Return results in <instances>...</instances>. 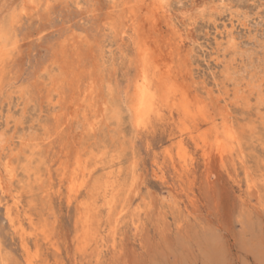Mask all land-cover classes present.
Instances as JSON below:
<instances>
[{"label": "rangeland", "instance_id": "rangeland-1", "mask_svg": "<svg viewBox=\"0 0 264 264\" xmlns=\"http://www.w3.org/2000/svg\"><path fill=\"white\" fill-rule=\"evenodd\" d=\"M168 3L0 0V264H264V0Z\"/></svg>", "mask_w": 264, "mask_h": 264}, {"label": "bare ground", "instance_id": "bare-ground-1", "mask_svg": "<svg viewBox=\"0 0 264 264\" xmlns=\"http://www.w3.org/2000/svg\"><path fill=\"white\" fill-rule=\"evenodd\" d=\"M85 1V0H84ZM156 1H158V3L160 4L159 5V7H155L157 10H158V12H160V11H164V12H166L167 10H168V6H169V3H168V0H156ZM226 1V0H225ZM42 2V1H41ZM45 2V1H44ZM133 2V1H132ZM199 2V1H198ZM133 3H135V2H133ZM243 3V2H242ZM46 4V3H45ZM85 5V4H84ZM130 5H131V3H130ZM191 5H192V8H182L181 9V12H179L180 14H181V16H182V18L184 19L186 16H189L190 14H191V11L192 10H197V11H195L194 10V12H198V14L200 15V14H202L203 15V12H205V10H206V8L207 7H209V9H213V8H216L217 6L215 5V4H213V2H212V5H208V3H206V2H201V3H194V4H192L191 3ZM223 5V4H222ZM50 6V5H49ZM49 6H47V7H49ZM132 6V5H131ZM134 6V5H133ZM238 7V6H237ZM236 7V8H237ZM44 8V7H43ZM42 8V9H43ZM134 8H135V6H134ZM178 8V7H177ZM192 9V10H191ZM215 10V9H214ZM250 10V9H249ZM253 10V9H252ZM28 11V10H27ZM43 11V10H42ZM47 11V10H46ZM30 12V11H29ZM163 12V13H164ZM193 12V11H192ZM193 12V13H194ZM214 11L212 10V13H213ZM31 13V12H30ZM156 13V12H155ZM171 13V12H170ZM209 13V12H208ZM211 13V14H212ZM38 14V13H37ZM169 14V13H168ZM158 15V14H157ZM157 15H153V16H151V17H153L152 19L153 20H155V18H157L156 16ZM260 15V14H259ZM165 16V15H164ZM167 16H169V15H167ZM171 16V15H170ZM204 16V15H203ZM234 16V15H233ZM17 18V17H16ZM25 18V17H24ZM260 18V17H259ZM173 19V18H172ZM186 19V18H185ZM168 21V20H167ZM194 22V21H193ZM182 23V22H181ZM188 23V22H187ZM217 23V22H216ZM189 24V23H188ZM185 25V24H184ZM196 25V24H195ZM205 25V24H204ZM245 25H247V24H245ZM193 26V25H192ZM181 28V27H180ZM185 28V27H184ZM191 28V27H190ZM177 29V28H176ZM183 29V28H182ZM187 29V28H186ZM191 30V29H190ZM183 31V30H182ZM189 32V31H188ZM256 32V31H255ZM191 33V32H190ZM177 34H179L180 36H181V34L177 31ZM259 34V33H258ZM185 35V34H184ZM191 36V35H190ZM182 39V38H181ZM205 40V39H204ZM223 40V39H222ZM167 41V40H166ZM208 42V41H207ZM79 44V43H78ZM166 44V43H165ZM167 47V46H166ZM172 47V46H171ZM197 48V47H196ZM177 49V48H176ZM192 49V48H191ZM204 49V48H203ZM239 50V49H238ZM192 51V50H191ZM227 53V52H226ZM262 53V52H261ZM84 55H85V53H84ZM185 57V56H184ZM188 58V57H187ZM205 59V58H204ZM187 61V60H186ZM78 68V67H77ZM80 68V67H79ZM88 68V67H87ZM90 68V67H89ZM80 69H82V66H81V68ZM79 69V70H80ZM85 69V68H84ZM83 69V70H84ZM89 70V69H88ZM81 71V70H80ZM92 71V70H91ZM84 72V71H83ZM82 72V73H83ZM94 72V71H93ZM86 73H87V71H86ZM88 73H89V71H88ZM87 73V74H88ZM92 75V74H91ZM90 75V76H91ZM153 75H155V74H153ZM75 76H76V74H75ZM159 76V75H158ZM157 75L155 76V77H151L150 76V74L148 73V70L145 68V69H143L142 71H141V73L137 76V78H136V81H135V87H134V96H133V100H132V108H131V110H132V112H133V114H134V118H136V121L137 122H140L142 119H143V117L147 114V113H149L151 110H153L155 107H156V103H157V100H158V98H159V96L160 97H162L163 96V94H159V93H161L162 91H161V89L162 88H160V85L162 84V82H161V79L160 80H158L159 79V77H158ZM165 77V76H164ZM193 77V76H192ZM222 77V76H221ZM75 78H77V76L75 77ZM92 79V78H91ZM222 79V78H221ZM163 80V79H162ZM160 81V82H159ZM205 81V80H204ZM207 81V80H206ZM92 82H93V80H92ZM50 83V82H49ZM90 83V82H89ZM94 83V82H93ZM161 83V84H160ZM96 84V83H95ZM238 84V83H237ZM94 85V84H93ZM97 85V84H96ZM92 86V85H91ZM97 87V86H96ZM90 87L88 86V89H89ZM86 89V88H85ZM219 89V88H218ZM97 90V89H96ZM85 91V90H84ZM188 91H189V89H188ZM94 91L92 90V93H93ZM97 92V91H96ZM88 93H90V90L88 91L87 90V92H86V95L88 94ZM91 93V94H92ZM163 93V92H162ZM95 95V94H94ZM133 95V94H132ZM162 95V96H161ZM213 95V94H212ZM83 96H84V93H83ZM82 96V98H84ZM89 96V95H88ZM196 96V95H195ZM91 97V96H90ZM94 97H96V95L94 96ZM109 97V96H108ZM85 99H88V97L87 98H85ZM90 99V98H89ZM95 99V98H94ZM130 101V100H129ZM87 102V101H86ZM85 104H87V103H85ZM207 104V103H206ZM216 104V103H215ZM82 106V105H81ZM80 106V107H81ZM94 106H95V104H94ZM204 106V105H203ZM207 106H208V104H207ZM206 106V107H207ZM78 107V106H77ZM83 107V106H82ZM86 107V106H85ZM108 107H106V109H107ZM129 108V107H128ZM203 108V107H202ZM205 108V107H204ZM82 109V108H81ZM103 110H105L104 108H103ZM110 110V109H109ZM108 110V111H109ZM130 110V109H129ZM204 110V109H203ZM206 110V109H205ZM107 111V110H106ZM208 111V110H207ZM205 113V112H204ZM223 113V112H222ZM221 113V114H222ZM102 114V113H101ZM130 114V113H129ZM208 114H209V112H208ZM149 115V114H148ZM218 115V114H217ZM223 115V114H222ZM225 116V115H224ZM226 117V116H225ZM97 118V117H96ZM146 118V117H145ZM223 118V117H222ZM221 118V119H222ZM227 118V120L229 119L228 117H226ZM92 119V118H91ZM99 119H101V118H99ZM186 119V118H185ZM134 120V119H133ZM144 120V119H143ZM204 120V119H203ZM217 120V119H216ZM226 119H224V123L222 124V127L220 126H215V133H216V138H215V143L217 144V146H218V148L219 149H227L228 147L230 148V146H233L232 144H234L233 142H235L236 140H237V137L235 136V134H234V130H230L229 129V122L227 121ZM59 121V120H58ZM63 121V120H62ZM93 121V120H92ZM101 121V120H100ZM206 121V120H205ZM210 122V121H209ZM62 123V122H61ZM93 123V122H92ZM112 123V122H111ZM141 123V122H140ZM211 123V122H210ZM63 124V123H62ZM94 124L96 125V123L94 122ZM209 124V123H208ZM233 126V125H232ZM136 127H137V125H136ZM96 128V127H95ZM98 128V127H97ZM222 128V130H220ZM53 129V128H52ZM91 130V129H90ZM139 130V129H138ZM54 131V130H53ZM56 131V130H55ZM60 131V130H59ZM97 131V130H96ZM234 131V132H233ZM50 132V131H49ZM208 132V131H207ZM97 133V132H96ZM236 133V132H235ZM92 134V133H91ZM207 134H209V133H207ZM49 135H50V133H49ZM124 135V134H123ZM103 138V137H102ZM39 141V140H38ZM206 141V140H205ZM208 141H209V139H208ZM46 145H48V144H46ZM101 145V144H100ZM230 145V146H229ZM236 145V144H235ZM53 146V145H52ZM43 147H45V146H43ZM47 147V146H46ZM206 147V146H205ZM236 147V146H235ZM80 153V152H79ZM221 153H223L222 151H221ZM233 154V153H232ZM24 155V154H23ZM226 155V154H225ZM232 156V155H231ZM102 157V156H101ZM237 158V157H236ZM241 158V157H240ZM101 159V158H100ZM100 159H98V161L100 160ZM105 159V158H104ZM106 161V160H105ZM104 161V162H105ZM116 161V160H115ZM101 162V161H100ZM79 163V165L82 167V170L81 171H83V176H84V178H88V176H90L91 174H92V171L94 170H87V168H88V166L87 165H85V164H83L82 162L80 163V162H78ZM92 163V162H91ZM115 163V162H114ZM110 165V164H109ZM102 166V165H101ZM105 166V165H104ZM14 167V166H13ZM28 168V167H27ZM98 168V167H97ZM96 168V169H97ZM101 168H103V167H101ZM100 168V169H101ZM28 169H30V168H28ZM118 170V169H117ZM120 170V169H119ZM180 171V170H179ZM12 172V171H11ZM14 172V171H13ZM99 172V171H98ZM119 172V171H118ZM93 174H95V173H93ZM92 174V175H93ZM14 175H15V173H14ZM95 175H97V174H95ZM120 175V174H119ZM181 175V174H180ZM70 176V175H69ZM107 176H109V175H107ZM71 177V176H70ZM73 179V178H72ZM78 179V178H77ZM85 181H86V179H84ZM89 180V179H88ZM1 181V180H0ZM107 181H108V179H107ZM113 181V180H112ZM81 182H82V180H81ZM1 183V182H0ZM3 184V183H2ZM89 184H90V182H89ZM73 184H71V186H72ZM77 185V184H76ZM84 185H86L85 183H84ZM111 185V184H110ZM3 186V185H2ZM74 186V185H73ZM79 186V185H78ZM78 186H77V188H78ZM4 187H5V185H4ZM109 187V186H108ZM108 187H105L106 189V191H105V194L106 195H104L105 197L106 196H108L107 195V193H108V191L110 190V189H107ZM69 188V187H68ZM94 188H99V187H94ZM75 189V188H74ZM73 189V190H74ZM79 189V188H78ZM71 190H72V188H71ZM138 190V189H137ZM3 191H4V189H3ZM78 191V190H77ZM3 193V192H2ZM114 199V198H113ZM113 199H112V202H113ZM114 202H115V200H114ZM116 203V202H115ZM103 205V204H102ZM109 205V204H108ZM114 205V204H113ZM18 209H20V208H18ZM11 216V215H10ZM16 221V220H15ZM211 258V257H210ZM211 260H212V258H211ZM261 263V262H260ZM31 264V263H30ZM263 264V263H262Z\"/></svg>", "mask_w": 264, "mask_h": 264}]
</instances>
